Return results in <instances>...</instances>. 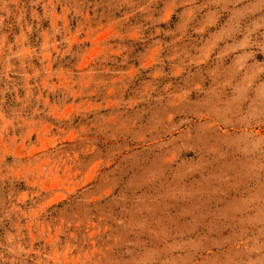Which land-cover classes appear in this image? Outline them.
Returning <instances> with one entry per match:
<instances>
[{
	"label": "rangeland",
	"instance_id": "374dc122",
	"mask_svg": "<svg viewBox=\"0 0 264 264\" xmlns=\"http://www.w3.org/2000/svg\"><path fill=\"white\" fill-rule=\"evenodd\" d=\"M0 264H264V0H0Z\"/></svg>",
	"mask_w": 264,
	"mask_h": 264
}]
</instances>
